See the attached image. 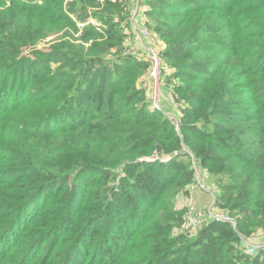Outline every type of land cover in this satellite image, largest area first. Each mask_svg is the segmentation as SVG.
I'll return each mask as SVG.
<instances>
[{
	"label": "trees",
	"instance_id": "obj_1",
	"mask_svg": "<svg viewBox=\"0 0 264 264\" xmlns=\"http://www.w3.org/2000/svg\"><path fill=\"white\" fill-rule=\"evenodd\" d=\"M64 1L0 0V187L11 190L0 201V264H264L242 241L264 230V0H149L175 75L201 81L173 89L184 93L178 123L151 109L136 77L125 82L149 59L106 57V42L127 35L117 16L128 0H76L107 14L92 27L106 41L96 50L57 41L27 52L52 23L73 21L48 12ZM156 152L171 156L137 161ZM193 158L237 226L184 230L187 213L174 205L196 181ZM170 220L182 231L176 248Z\"/></svg>",
	"mask_w": 264,
	"mask_h": 264
},
{
	"label": "rangeland",
	"instance_id": "obj_2",
	"mask_svg": "<svg viewBox=\"0 0 264 264\" xmlns=\"http://www.w3.org/2000/svg\"><path fill=\"white\" fill-rule=\"evenodd\" d=\"M23 1V0H21ZM72 0H65L63 6H55L52 9H50L48 12L50 16H56L58 12H61V9H64V12H66L69 16L73 18V21H60L63 24V27H57L54 23L53 20L49 21V24L52 23L53 26H49L51 28V31L46 33V36L37 40L35 46L32 47V49H27V52H30L31 50H44L47 51L50 46L54 42H71L75 43L78 45H84L86 48L93 45L94 50L97 49V47H101L102 44L105 41L104 38L99 37L98 35H95L93 33V26L94 25H99L100 20L98 19V16L103 14L107 15L106 13L103 12V8H95L91 9L89 8L88 10H83L81 9V5L76 2V0H73V3L76 4V8L78 10L77 13L75 12H70L69 10V3ZM104 1V0H102ZM149 0H137L133 4L130 5V0H128V3L130 5V9H127V13H123L117 16L118 20L122 18V16L125 17L123 21L119 24V29L121 30L122 33H126V37L121 40L122 43L118 42V40H109L106 43L111 45V50L112 52L109 53L106 57H108L110 60H114L117 56L119 55H125V54H131L135 56L136 60H139V64L141 65V61L144 59H149L148 58V52H147V47L152 45L153 42L151 39H144L139 31H137V28L141 26H146L150 32L154 35L157 36V42L155 43V46L157 49L160 51L161 60L163 66L166 67L165 73H172V75H169L166 80L165 78H161L159 82V87H156L154 85V81L151 78V67L146 70L144 67H140L135 73H132L128 77L127 80H125L126 83H131L134 78H137L136 83H134L133 87H138V88H145V94L146 98L150 101L151 103V109H158V110H163L171 119L176 121L178 123L179 115L181 113V109L183 104L181 102L176 101L177 96H184L183 91H186L187 87H192V86H201V81H192L190 80L187 76L183 75H175L174 69L169 65V62L167 61V58L165 56V53L167 50H169L170 44L164 40L160 35L156 34L153 30V23L152 21L149 20L148 16L146 15V12L148 11V6L149 5ZM42 4V2H41ZM3 8H0L2 10ZM136 10H140L139 12H136ZM32 17H35L33 15L30 16L29 19H32ZM25 19H28L26 16L24 17ZM225 20L228 19V17H223ZM34 20V19H33ZM33 22H36L35 20ZM128 22V27L125 28V24ZM44 23H48L47 21ZM58 24V23H57ZM123 26V27H122ZM222 27V26H220ZM233 28H230V31L233 32ZM227 32L229 31V28L225 27ZM138 32V34H137ZM138 35L140 38L143 40H140L138 38ZM224 50V49H223ZM225 52H227L225 50ZM161 64V66H162ZM174 78H177L174 80ZM254 78V77H251ZM19 84L20 80L17 81L15 84L16 88L15 90L12 91V89L9 90V93H11V97L18 91L19 89ZM181 84V85H180ZM14 86V87H15ZM175 86H182L183 88L180 91H176L177 93H174ZM168 88V89H166ZM159 93V95H158ZM18 94H23V96H28V97H36L40 96L39 93H35V91H22ZM155 95L158 97L156 99L157 104H155ZM5 95H0V99H5ZM175 96V97H174ZM9 96L6 97V99ZM155 99V100H154ZM36 105H26L24 109L25 114H29L34 110V107ZM39 108V107H38ZM185 150V149H184ZM158 159H163L167 160L170 158L171 155H162L158 152L157 154ZM206 184L208 186H217L220 188V183L217 182V180L213 177L210 176V178L206 179ZM9 192H11L10 188L8 186L5 187H0V201L4 200L7 202V199L9 196ZM198 192L201 193H207L202 189H199V191L194 192L195 196V203L193 206L188 205L185 201L182 200L181 196L183 195V192L180 193L176 200H175V205H174V210L179 211L183 214L190 215V212L193 214H197L199 212H205L208 208L212 207L213 205L215 206L216 204L212 200V198L209 196L210 194L207 195V200L206 204L204 205H199V200H197V197L199 195ZM6 194V195H5ZM203 204V203H201ZM218 204V200H217ZM220 206V203L218 204ZM185 207H188L185 208ZM221 207V206H220ZM170 223L172 224L171 231H170V238H172L171 243H175L177 241H174L175 239H180L182 238V231L181 228L179 227L180 225L175 223V221L170 220ZM200 227V226H199ZM197 231V230H196ZM261 234L264 233V230H261ZM243 237V236H242ZM117 240L122 241L121 237H118L117 235ZM175 248L178 247L177 243H175ZM44 250H41L40 254H43ZM183 256V254L179 255H174L176 256ZM165 264H168V261L165 262Z\"/></svg>",
	"mask_w": 264,
	"mask_h": 264
},
{
	"label": "built area",
	"instance_id": "obj_3",
	"mask_svg": "<svg viewBox=\"0 0 264 264\" xmlns=\"http://www.w3.org/2000/svg\"><path fill=\"white\" fill-rule=\"evenodd\" d=\"M137 30L144 39H151L153 42L152 45L147 47V52L148 58L151 62V78L154 81V85L156 87H159V82L161 80L162 60L160 51L155 46V43L157 42V36H154L145 25L137 28ZM158 95H155V99L158 97ZM157 100L158 99L155 100V104H157L158 106ZM193 165L196 170V181L188 187L190 193L185 197L186 203L190 206H193L195 203L194 192L202 189L210 194L209 196L212 198L216 205L208 208L205 212H199L197 214H193L192 212H190V215H187L184 222V230L193 232V234H195V231L199 228V226L209 220L215 222H231L234 226H237V220L229 212H227L225 209H222L217 204L221 189L217 186H214L213 188L211 187V189L206 184V179L210 178V175L206 170H203L199 167L198 162L195 158H193ZM242 241L244 243L245 251L249 254L256 255L260 251L264 252V233H258L247 238L243 237Z\"/></svg>",
	"mask_w": 264,
	"mask_h": 264
},
{
	"label": "crops",
	"instance_id": "obj_4",
	"mask_svg": "<svg viewBox=\"0 0 264 264\" xmlns=\"http://www.w3.org/2000/svg\"><path fill=\"white\" fill-rule=\"evenodd\" d=\"M135 1H137V0H130V5L131 4H133ZM140 10H136V12H139ZM138 31V30H137ZM137 34H138V32H137ZM138 38H140V36L138 35ZM140 40H142L141 38H140ZM143 41V40H142ZM210 187V186H209ZM212 187V186H211ZM210 187V188H211ZM213 188V187H212ZM211 188V189H212ZM199 193V195H198V197H197V200H199V205H204V204H206V200H207V195H208V192L207 193H201V192H198ZM201 203H203V204H201Z\"/></svg>",
	"mask_w": 264,
	"mask_h": 264
},
{
	"label": "water",
	"instance_id": "obj_5",
	"mask_svg": "<svg viewBox=\"0 0 264 264\" xmlns=\"http://www.w3.org/2000/svg\"><path fill=\"white\" fill-rule=\"evenodd\" d=\"M157 154H158V152L154 153L151 156L141 157L137 161L138 162H141V161H157L158 160Z\"/></svg>",
	"mask_w": 264,
	"mask_h": 264
}]
</instances>
